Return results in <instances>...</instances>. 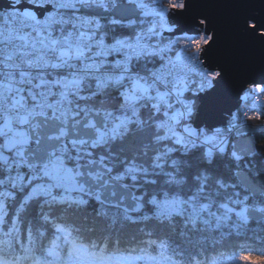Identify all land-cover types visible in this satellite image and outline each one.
I'll return each instance as SVG.
<instances>
[{"label": "snow or ice", "instance_id": "snow-or-ice-1", "mask_svg": "<svg viewBox=\"0 0 264 264\" xmlns=\"http://www.w3.org/2000/svg\"><path fill=\"white\" fill-rule=\"evenodd\" d=\"M262 94L264 0H4L0 264L264 251Z\"/></svg>", "mask_w": 264, "mask_h": 264}, {"label": "trees", "instance_id": "trees-1", "mask_svg": "<svg viewBox=\"0 0 264 264\" xmlns=\"http://www.w3.org/2000/svg\"><path fill=\"white\" fill-rule=\"evenodd\" d=\"M256 130L253 132V144L254 146L260 150L261 155H264V127L261 128H247ZM250 134L244 133L243 135L238 136L237 138L247 136ZM24 225L21 224V229L23 231ZM136 226L128 225L127 233L131 234L135 232ZM155 238V237H153ZM146 239V237H145ZM228 255L226 256L227 264H264V251L260 249H253V248H228L227 249ZM155 254V253H153Z\"/></svg>", "mask_w": 264, "mask_h": 264}, {"label": "built area", "instance_id": "built-area-1", "mask_svg": "<svg viewBox=\"0 0 264 264\" xmlns=\"http://www.w3.org/2000/svg\"><path fill=\"white\" fill-rule=\"evenodd\" d=\"M260 99L264 100V94L261 95ZM243 108L252 117L243 121L247 125L246 128L264 127V105L253 107L251 101H249L243 105Z\"/></svg>", "mask_w": 264, "mask_h": 264}, {"label": "water", "instance_id": "water-1", "mask_svg": "<svg viewBox=\"0 0 264 264\" xmlns=\"http://www.w3.org/2000/svg\"><path fill=\"white\" fill-rule=\"evenodd\" d=\"M3 2H4V0H0V4H2ZM258 11L259 10L257 9L256 12H258ZM256 12H254V14H256ZM235 103H236V98H235V94H233L231 96V98L225 102V108H231ZM253 132H256V130L244 128L243 133L250 134V135L243 136V137H240L238 139L241 140L242 142L251 143L252 145H254L253 144V138L251 135Z\"/></svg>", "mask_w": 264, "mask_h": 264}]
</instances>
